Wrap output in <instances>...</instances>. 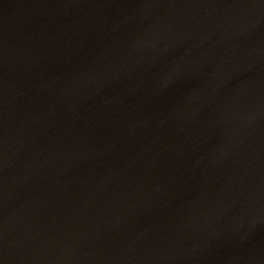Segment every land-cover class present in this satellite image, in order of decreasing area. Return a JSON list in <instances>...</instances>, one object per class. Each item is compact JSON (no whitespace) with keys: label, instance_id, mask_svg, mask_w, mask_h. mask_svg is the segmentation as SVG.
Segmentation results:
<instances>
[{"label":"water","instance_id":"obj_1","mask_svg":"<svg viewBox=\"0 0 264 264\" xmlns=\"http://www.w3.org/2000/svg\"><path fill=\"white\" fill-rule=\"evenodd\" d=\"M0 264H264V0H0Z\"/></svg>","mask_w":264,"mask_h":264}]
</instances>
